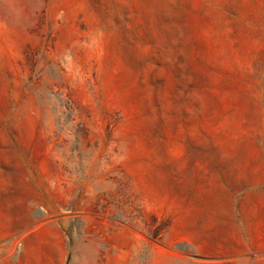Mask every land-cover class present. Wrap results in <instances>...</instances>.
Instances as JSON below:
<instances>
[{
  "label": "rangeland",
  "instance_id": "374dc122",
  "mask_svg": "<svg viewBox=\"0 0 264 264\" xmlns=\"http://www.w3.org/2000/svg\"><path fill=\"white\" fill-rule=\"evenodd\" d=\"M0 264H264V0H0Z\"/></svg>",
  "mask_w": 264,
  "mask_h": 264
}]
</instances>
